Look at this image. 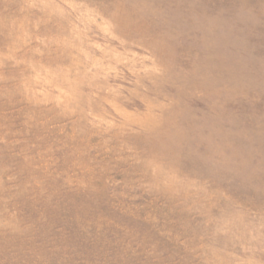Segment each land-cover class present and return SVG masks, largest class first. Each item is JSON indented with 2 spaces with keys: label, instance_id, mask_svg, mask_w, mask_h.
<instances>
[{
  "label": "rangeland",
  "instance_id": "obj_1",
  "mask_svg": "<svg viewBox=\"0 0 264 264\" xmlns=\"http://www.w3.org/2000/svg\"><path fill=\"white\" fill-rule=\"evenodd\" d=\"M0 264H264V0H0Z\"/></svg>",
  "mask_w": 264,
  "mask_h": 264
}]
</instances>
